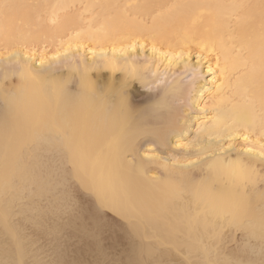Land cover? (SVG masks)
I'll list each match as a JSON object with an SVG mask.
<instances>
[{"label": "bare ground", "instance_id": "6f19581e", "mask_svg": "<svg viewBox=\"0 0 264 264\" xmlns=\"http://www.w3.org/2000/svg\"><path fill=\"white\" fill-rule=\"evenodd\" d=\"M9 2L40 7L8 12L11 40L0 56L35 52L34 69L47 57L43 75L35 79L0 65V216L7 214L9 227L18 232L23 259L89 264L118 254L122 258L116 260L127 264L148 259L141 246L162 244L167 260L259 261L264 105L258 27L253 31L243 19L225 20L227 11L206 7L230 0ZM47 42L55 44L53 52L36 49ZM181 48L204 56L205 75L195 84L180 83L172 73L159 79L149 74L155 56ZM125 79L123 107L119 95L99 86L118 89ZM173 88L179 91L166 96ZM157 103L160 111L152 109ZM169 112L171 123L157 138L151 133ZM228 143L233 150L221 153L217 145ZM249 147L254 151L245 152ZM218 157L247 158L258 172L254 183L234 181L215 166ZM70 198L88 210L87 220L109 226L103 253L87 243V221L72 213ZM225 211L234 223L224 219ZM33 234L64 237L75 258L53 248L59 254H51ZM42 249L49 254L43 257ZM19 258L14 243L6 247L0 240V261Z\"/></svg>", "mask_w": 264, "mask_h": 264}, {"label": "snow or ice", "instance_id": "6c2138e0", "mask_svg": "<svg viewBox=\"0 0 264 264\" xmlns=\"http://www.w3.org/2000/svg\"><path fill=\"white\" fill-rule=\"evenodd\" d=\"M40 7L38 4H30V3H11L9 0H0V46H3L11 40V24L10 17L8 16V12L13 9H21V10H31ZM144 7H149V5H144ZM208 8H216L223 9L229 13L228 16L224 17L225 20L235 19L237 23H240L243 19L246 25L253 28V31L258 27V56L260 60V89H261V101L262 105H264V0H230L229 3H217L215 5H207ZM241 10H247L248 15L246 17L241 18L239 16V12ZM6 21H9L6 23ZM258 22V24H257ZM219 26L222 21H215ZM143 47V45H140ZM131 50L135 52L136 45L133 44L131 46ZM207 50L201 49V53ZM126 51V50H125ZM156 49L153 48V53H156ZM67 53H65V58L67 57ZM36 58L35 52L30 53L28 56H24L23 53L18 51H13L9 54L7 58L0 56V65H4L6 68H10L13 71H19L22 78L31 77L35 79L36 77L42 76L45 71V65L47 61L46 56H41L39 59L40 68L34 69L32 67V61ZM59 58V56H57ZM204 56L202 54H195L191 50H185L181 48L179 51H171L167 53H159L154 57V64L148 66V72L150 75L157 77L159 79V75L163 74L165 76L168 73H172L173 78H179L180 83H184L185 81H191L193 84L196 83L197 78H201L205 75L203 72L202 61ZM23 61V63H21ZM51 67V65H49ZM152 67H155L156 71H151ZM216 67L220 68L219 57H216ZM115 70V69H114ZM163 70V71H162ZM208 73H214V69L212 67H208ZM35 73V75H33ZM132 78H136L133 76ZM142 79V78H141ZM143 82V79H142ZM206 82V81H205ZM101 89L107 88L109 92H113L120 96L121 105L123 107L127 106V96L125 93L126 88L128 87V80L125 79L119 84L118 89H115L112 85H100ZM179 91L178 88H173L171 90H166L165 95L176 94ZM203 94V93H202ZM162 105L157 103L152 106L154 111H160L162 109ZM171 123V113L169 115L162 116L161 123L152 131V135L159 138L160 130L167 127ZM264 138V136H262ZM229 140L235 139V137H229ZM244 139L247 141L248 137L245 136ZM129 147H132L130 145ZM221 153H227L233 150V145L231 143L227 144V148L223 145H217ZM245 152L251 153L254 150L249 147L244 149ZM259 163L261 168L259 169V174H261V179L264 180V143L261 144L260 152H259ZM199 158V157H198ZM189 165L193 167L196 166L197 162L193 160L188 161ZM215 166L226 170L227 173L232 177V179L238 182L241 185L247 186L249 183H254V177L258 174L256 167L254 164L249 161L247 158L241 159H227L225 157H218L215 161ZM211 167V166H210ZM174 188L179 189V185H174ZM84 191H88L85 187ZM262 198H264V193H262ZM70 209L73 214L76 216H83L87 221V228L85 230V238L90 247L96 249L97 251L103 253L104 246L102 244L103 234L109 227L103 220L96 219L95 222L91 220H87L88 210H86L75 198H70L69 200ZM225 220L228 223H234V217L229 219L231 213L225 211L221 213ZM120 220L124 221L125 217L120 216ZM0 225L3 226V234L0 236V240H2L7 247L9 243H14L17 252L21 258L13 259L9 261H0V264H66L63 261H53V260H41L35 259L32 261H27L23 259L24 250L22 246V242L18 235V232L9 227L8 216L7 214L0 216ZM261 237L264 240V215L261 217ZM133 243L135 240L133 239ZM164 245H160L159 247H140V254L142 256L146 255L148 259H131L127 261V264H192L191 261L183 260V261H174L164 259L163 248ZM177 254H180L181 250L177 249ZM255 250H253L254 252ZM206 255H210L208 249H205ZM260 259L256 260H248L242 261L239 259H231L225 258L223 260H212L208 259L204 261V264H264V243L261 244L259 250ZM89 264H125L124 261L116 260V259H98L94 262H89Z\"/></svg>", "mask_w": 264, "mask_h": 264}, {"label": "rangeland", "instance_id": "374dc122", "mask_svg": "<svg viewBox=\"0 0 264 264\" xmlns=\"http://www.w3.org/2000/svg\"><path fill=\"white\" fill-rule=\"evenodd\" d=\"M42 46L46 47L47 52H50V51L53 52L54 49H55V44H54V43H48V42H47L46 44L44 43V45H43V44H40V45L37 44L35 47H36L37 50H39ZM4 52H6V50H4V48H3L2 46H0V53H4ZM141 93H143V95H144L145 90H141ZM152 93H153L152 91L149 92V94H152ZM144 97H145V96H140L139 99H142V98H144ZM31 231H32V230H31ZM32 232H33V231H32ZM35 233H39V232H35ZM33 235H34L36 238H37L39 235H40L39 237H41V239L43 238V239H42L43 241L40 239V240H41L40 243L43 244V245L41 244L42 247L45 246V247H43V248H45L44 250H46V249L48 250V249H49L48 251H50V253H51L53 250H56V249L58 250V252L60 251L59 253H61V254H62L63 250H64V252H65V251H66V252H67V251L70 252V250H71V249H69L68 247L66 248V246H67L66 244H67V243H66V240H65L64 237H62L64 240H63V239H60V240L57 241L56 239L51 238V237H49V238L46 237V236L43 237L42 234H33ZM36 235H38V236H36ZM39 237H38V238H39ZM46 238H48V239H46ZM37 240H38V239H37ZM50 241H51V242H50ZM64 241H65V242H64ZM63 242H64V243H63ZM75 242H77V241L75 240ZM40 243H39V244H40ZM65 243H66V244H65ZM64 244H65L66 246H65ZM36 246L40 247V246L38 245V242H37V245H36ZM60 246H62V247L60 248ZM63 246H64V247H63ZM42 247H41V248H42ZM52 248H53V250H52ZM62 248H66V249H69V250H65V249H62ZM60 249H61V250H60ZM44 250L42 249V251H44ZM57 250H56V251H57ZM56 251H55V252H56ZM44 252H45V251H44ZM55 252L53 251L51 254H53V253H55ZM58 252H56L57 255L59 254ZM69 252H67V254L70 255L71 252H70V253H69ZM72 252H73V251H72ZM45 253H46V254H43V255H42L43 257H45V255L49 254V253H47V251H46ZM74 254H75V253L71 254V255H70L68 258H66V259L71 260L72 258H75V255H74ZM53 255H54V254H53ZM57 255L54 256V257L56 258ZM62 255H63V254H62ZM65 255H66V253H65ZM72 255H74V256H73L72 258H70ZM48 256H49V255H48ZM50 256H52V255H50ZM66 256H68V255H66ZM66 256H65V257H66ZM111 256H112V255H111ZM114 256H115V257H114ZM114 256H113V257L116 258V259H121V258H122V256H120V255H118V254H116V255L114 254ZM117 256H118V258H117ZM48 258H51V257H48ZM48 258H45V260H50V259H48ZM52 258H53V256H52ZM69 258H70V259H69ZM52 260H55V259L53 258Z\"/></svg>", "mask_w": 264, "mask_h": 264}]
</instances>
